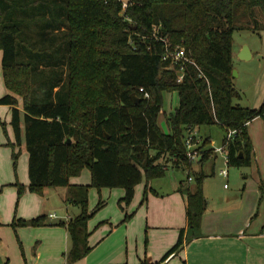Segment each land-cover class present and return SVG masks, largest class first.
I'll return each instance as SVG.
<instances>
[{"label":"trees","instance_id":"obj_1","mask_svg":"<svg viewBox=\"0 0 264 264\" xmlns=\"http://www.w3.org/2000/svg\"><path fill=\"white\" fill-rule=\"evenodd\" d=\"M27 12L48 21L32 46L19 17ZM245 30H264V0H130L126 9L120 0H0L1 65L11 92L0 105L12 107L18 147L24 138L29 191L41 195L46 188L67 187L69 201L80 208L68 225L69 261L92 250L89 222L104 203L90 211V188L124 189L121 203L128 206L144 176L149 183L163 178L169 166L192 171L185 142L194 129L235 130L229 166H251L248 124L264 119V105L234 103L241 99L233 78L234 34ZM42 44L48 51L40 56ZM177 48L189 62L165 59ZM12 93L22 98V110ZM164 93L178 95V109L166 115L168 133L159 125ZM211 153L203 151L201 162ZM85 169L91 185H72ZM206 177L196 175L195 189L187 193V228L193 232L201 229L208 207ZM15 186L21 197L25 187ZM45 219L15 220L12 226H41ZM184 233L162 261L183 245Z\"/></svg>","mask_w":264,"mask_h":264},{"label":"crops","instance_id":"obj_2","mask_svg":"<svg viewBox=\"0 0 264 264\" xmlns=\"http://www.w3.org/2000/svg\"><path fill=\"white\" fill-rule=\"evenodd\" d=\"M242 48L243 46L237 51L233 50V59L236 57L238 61H243L237 57ZM250 52L252 60L255 55L253 51ZM257 56L263 57L264 51L258 52ZM0 67L4 84L1 64ZM4 92L5 95L10 94L6 87ZM234 103L240 104L238 100ZM262 105L263 102L253 108ZM177 106L178 96L173 109ZM0 108L12 113L11 106L0 105ZM9 118L12 121V115ZM202 127L193 132L202 140L203 146L207 145L205 151H215L217 146L212 145V136L202 131ZM164 132H169L167 125ZM248 132L253 146L252 164L249 166L252 180L240 184L235 190L226 189L217 200L209 201L206 197L208 207L199 231L193 232L187 228L186 217L187 193L194 191L195 185L191 186V183L195 182V177L187 172L186 181L176 182L169 191L163 190L161 186L153 187L150 181L144 188V193L147 189L151 190L149 193L147 191L148 198L144 194L143 203L147 201L146 205L140 207L141 211L139 209L130 215L131 221L125 225L118 227V222L129 215V211L122 212V216L118 215V219L113 220L115 223L112 219H105L104 226L99 230L96 220H90L89 245L92 250L86 257L75 262L69 261L67 256L72 247L68 225L78 215L72 212L77 206L69 201L67 187L46 188L41 195L29 191V155L23 138L20 149L22 152L25 149L24 181H15L10 177L4 181L0 175V192L4 189L8 191L7 198L0 201L2 264H264V119L257 118L249 123ZM224 139L225 136L218 148L223 146ZM9 142L14 144L11 140ZM217 158L216 154L214 158L201 162V156L195 168L201 169L199 172L208 177L204 172V165L208 160ZM27 170L28 179L25 177ZM170 170L175 171L169 166L168 171ZM190 177L192 181H189ZM17 182L26 189L21 197L15 186ZM87 182V178L70 180L72 185H87ZM140 189L139 184L135 190L136 197ZM117 196L122 200L125 190H118ZM134 207L135 204L132 209ZM52 214L56 218L50 217ZM41 216L46 217L41 226H12L15 220L30 221ZM183 229V245L167 260L162 261L177 243ZM104 247L108 253L102 256L99 251Z\"/></svg>","mask_w":264,"mask_h":264},{"label":"rangeland","instance_id":"obj_3","mask_svg":"<svg viewBox=\"0 0 264 264\" xmlns=\"http://www.w3.org/2000/svg\"><path fill=\"white\" fill-rule=\"evenodd\" d=\"M124 4L128 3L130 0H120ZM28 15L20 14V20L24 26L23 28V37H26L29 41H27V45L32 46L33 42L41 41L40 34L43 29V26L47 24V20L43 17L35 21L31 18V13L27 12ZM32 19V20H31ZM132 23V21H130ZM44 30V29H43ZM241 46H248L251 51H253L255 57L249 61H238L236 57L233 59L234 70L236 71L238 76L234 78V87L240 93L241 100H238L239 103L243 107L253 108L262 102L264 103V56L258 57L257 53L264 51V30L255 31V30H245L238 31L234 34V43L233 50L237 51ZM47 46L45 44L40 45L38 49V54L42 56L43 53L47 52L45 50ZM242 48V49H243ZM3 53L0 52V64ZM239 57V53L237 54ZM2 75H1V67H0V97L5 95L4 92V84H2ZM7 93H11L7 89ZM19 101V108H23V100L21 97L12 93ZM177 93H164V105L162 114L159 118V125L163 131H166V115L170 114L174 111V107L177 102ZM173 103V106H172ZM165 113V114H164ZM11 111H8L5 108H0V175L6 181L8 177L15 181H24V165H25V156L24 151H21L20 147L16 144V139L14 135V130L11 124ZM263 121V120H261ZM202 131H206L212 136V145L217 146L214 147L217 150L218 146L221 145V140L223 136H226L225 130L220 128L219 126H203ZM9 140L14 143V149L10 145ZM207 145H204L201 148V152L205 151ZM14 152L18 155L17 160L14 159ZM215 155L211 153L209 158H214ZM192 162V171L190 174L192 177L198 175L201 169L195 168V164L198 162ZM28 166V165H27ZM223 158L218 154L217 159L208 160L204 165V172L209 175L204 179V195L209 199V201L217 200L220 196L222 197L225 190L229 189V191L235 190L239 187L240 184L252 180L250 175V167H230L227 169L229 171L228 178L222 177L220 175V171L224 168ZM28 168V167H27ZM28 179V170L26 171ZM249 177L248 179H243V177ZM87 178L89 184L91 185V175L88 169H85L79 177H75L73 179H83ZM187 172L183 171H168L164 178L161 180H154L150 182V185L153 187L161 186V188L165 191H169L176 182H180L182 180L186 181ZM147 184L146 177L144 176L143 181L140 184V192L138 193V197L135 196L134 200L130 205H126L125 203H121L120 197L117 196L118 190H122L120 188L116 189H108V188H90L89 190V209L90 211H94L97 209L98 205L103 202L104 205L100 207L95 215L94 219L96 220L97 230L101 229L105 222V219L115 220L118 215L122 216V212L126 213L129 211V215H133V213L137 212L142 205H146L144 201V188ZM196 183L192 182L191 186H194ZM227 186V187H226ZM1 188V186H0ZM54 190V189H51ZM151 190H148V193ZM6 189L0 192V201L3 202L7 198ZM148 198V196H147ZM135 204L134 209H132V205ZM75 214L80 213V208L76 207L72 210ZM126 218V216H124ZM122 219L118 222V227L125 225L128 221H131L130 218L127 222H124L125 219ZM118 219V218H117ZM116 219V220H117ZM115 220V221H116ZM119 221V220H118ZM114 222V221H113ZM115 223V222H114ZM106 247L100 249L102 256L106 255L108 252L105 250Z\"/></svg>","mask_w":264,"mask_h":264},{"label":"built area","instance_id":"obj_4","mask_svg":"<svg viewBox=\"0 0 264 264\" xmlns=\"http://www.w3.org/2000/svg\"><path fill=\"white\" fill-rule=\"evenodd\" d=\"M128 6V3L124 4V9H126ZM171 58L174 63L178 62H189V60L185 57V51L184 49H179L177 48L175 53H167L165 56V59ZM183 70L181 71L179 77H178V82H182L183 80ZM140 91L143 93V99H149L150 95L147 93L143 88L140 89ZM226 136H225V143L223 144L222 147L218 148L217 150L213 151L214 155H220L223 158V162L225 167L221 169L220 175L222 177L228 178L229 176V171L227 167L229 166V155H228V145L230 142L234 140V138L237 135V132L235 130L227 129L225 131ZM186 157L190 161L198 162L200 157L202 156L201 148L203 147V142L200 140L197 135L194 132L189 133V135L186 138ZM193 179L190 177L189 181H192ZM227 187V186H226ZM50 217L56 218L55 214H52Z\"/></svg>","mask_w":264,"mask_h":264},{"label":"water","instance_id":"obj_5","mask_svg":"<svg viewBox=\"0 0 264 264\" xmlns=\"http://www.w3.org/2000/svg\"><path fill=\"white\" fill-rule=\"evenodd\" d=\"M239 58L243 61H249L251 59V52L248 46H244V48L242 49ZM235 76H237L236 71H233V78H235ZM133 100L136 104H139L141 102V98L137 97V96H133ZM176 110L178 109V106L175 108ZM67 144H71V139L68 138L67 140ZM240 157L243 158V154H240ZM0 264H2V259L0 257Z\"/></svg>","mask_w":264,"mask_h":264}]
</instances>
